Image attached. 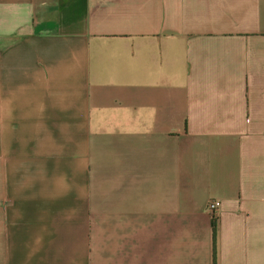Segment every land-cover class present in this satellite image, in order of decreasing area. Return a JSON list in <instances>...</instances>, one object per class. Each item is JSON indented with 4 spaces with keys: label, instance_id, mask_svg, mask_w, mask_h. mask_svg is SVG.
Segmentation results:
<instances>
[{
    "label": "crops",
    "instance_id": "obj_1",
    "mask_svg": "<svg viewBox=\"0 0 264 264\" xmlns=\"http://www.w3.org/2000/svg\"><path fill=\"white\" fill-rule=\"evenodd\" d=\"M0 264H264V0H0Z\"/></svg>",
    "mask_w": 264,
    "mask_h": 264
},
{
    "label": "built area",
    "instance_id": "obj_2",
    "mask_svg": "<svg viewBox=\"0 0 264 264\" xmlns=\"http://www.w3.org/2000/svg\"><path fill=\"white\" fill-rule=\"evenodd\" d=\"M219 206V203L214 200H210L207 203L206 209L209 213H213Z\"/></svg>",
    "mask_w": 264,
    "mask_h": 264
},
{
    "label": "trees",
    "instance_id": "obj_3",
    "mask_svg": "<svg viewBox=\"0 0 264 264\" xmlns=\"http://www.w3.org/2000/svg\"><path fill=\"white\" fill-rule=\"evenodd\" d=\"M211 227H212L213 249H215L214 248V245H215V233H216V221H215V219L212 220ZM213 252H214V250H213Z\"/></svg>",
    "mask_w": 264,
    "mask_h": 264
}]
</instances>
